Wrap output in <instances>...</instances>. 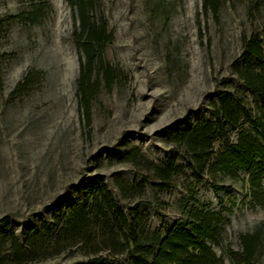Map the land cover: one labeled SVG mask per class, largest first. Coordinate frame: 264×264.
Wrapping results in <instances>:
<instances>
[{"label":"rangeland","instance_id":"obj_1","mask_svg":"<svg viewBox=\"0 0 264 264\" xmlns=\"http://www.w3.org/2000/svg\"><path fill=\"white\" fill-rule=\"evenodd\" d=\"M247 2L224 0L216 22L200 14L201 0H98L96 16L113 33L104 56L118 75L92 103L87 135L75 95L80 54L71 41L67 0H0V16H19L5 24L0 41L7 56L0 93V219L11 218L10 230L24 240L103 181L129 219L146 228L182 224L201 211L217 219L222 238L210 244L226 264L227 252L240 248L239 237L262 228L254 264H264V204L252 201L249 178L216 171L196 179L172 139L210 117L216 93L239 87L230 63L241 52L242 35L264 25V10L256 20L247 18ZM28 71L36 84L9 102ZM238 89L254 105L255 98ZM134 148L152 164L175 159L182 167L167 190L144 163L126 159ZM121 180L128 191L119 189ZM90 258L73 246L41 264H88ZM113 264L128 263L120 258Z\"/></svg>","mask_w":264,"mask_h":264},{"label":"trees","instance_id":"obj_2","mask_svg":"<svg viewBox=\"0 0 264 264\" xmlns=\"http://www.w3.org/2000/svg\"><path fill=\"white\" fill-rule=\"evenodd\" d=\"M224 0H201L200 14L219 21ZM246 15L251 21L264 10V0H247ZM74 28L71 41L80 54L75 81L77 107L82 126L91 133L92 103L103 88L111 89L118 71L104 56L113 33L98 19V0H67ZM19 16H0V41L5 24ZM0 51V93L4 90L3 63ZM230 73L239 87L215 94L211 115L202 123L189 125L172 136L178 155L183 158L196 179L206 172L220 171L229 175L244 173L250 181L254 203L264 204V25L241 38V52L230 63ZM37 77L28 71L7 96L9 102L24 96L34 87ZM243 89L255 98L248 104ZM236 139L232 140V133ZM219 144V149L215 145ZM135 165L144 163L158 175L157 186L165 191L174 175L182 171L175 159L163 165L146 161L139 149L127 155ZM122 192L129 190L121 180ZM139 217V216H138ZM141 219V218H140ZM9 216L0 219V264H41L49 257L78 246L88 264H113L120 258L128 264H226L210 243H219L220 223L201 211L185 223L149 229L130 220L103 181L85 189L83 197L54 215L39 230L28 232L21 240L10 227ZM262 228L242 234L237 252L229 250V264H254L261 245ZM105 253L106 257L99 255ZM99 255V256H98ZM110 258V261L108 259Z\"/></svg>","mask_w":264,"mask_h":264}]
</instances>
